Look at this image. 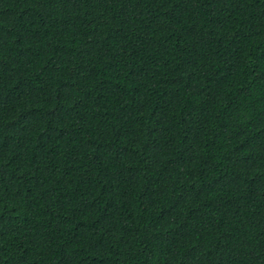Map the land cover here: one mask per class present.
I'll list each match as a JSON object with an SVG mask.
<instances>
[{
  "label": "trees",
  "instance_id": "1",
  "mask_svg": "<svg viewBox=\"0 0 264 264\" xmlns=\"http://www.w3.org/2000/svg\"><path fill=\"white\" fill-rule=\"evenodd\" d=\"M0 264H264V0H0Z\"/></svg>",
  "mask_w": 264,
  "mask_h": 264
}]
</instances>
